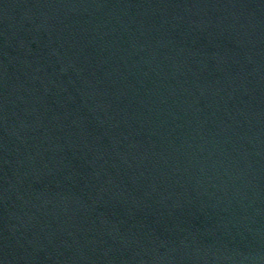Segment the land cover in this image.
I'll use <instances>...</instances> for the list:
<instances>
[{
  "label": "water",
  "instance_id": "water-1",
  "mask_svg": "<svg viewBox=\"0 0 264 264\" xmlns=\"http://www.w3.org/2000/svg\"><path fill=\"white\" fill-rule=\"evenodd\" d=\"M0 264H22L1 239H0Z\"/></svg>",
  "mask_w": 264,
  "mask_h": 264
}]
</instances>
